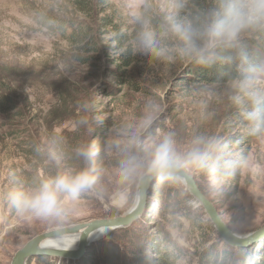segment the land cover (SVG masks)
Here are the masks:
<instances>
[{"label":"rangeland","instance_id":"rangeland-1","mask_svg":"<svg viewBox=\"0 0 264 264\" xmlns=\"http://www.w3.org/2000/svg\"><path fill=\"white\" fill-rule=\"evenodd\" d=\"M94 2L97 9L82 15L70 0H0V74L14 76L20 86L15 93L19 108L8 117L0 116V227L4 230L0 264H11L16 252L40 234L117 218L134 207L135 203L116 206L103 196L86 195L74 203V219L60 225L17 215L2 194L14 185H35L57 171V162L36 151L53 133L64 142L66 156L60 163L79 168L82 162L73 152L77 144L84 140L103 143L111 130L135 121L150 98L160 105L151 131L173 130L181 145L198 134L223 136L233 141L234 153L250 154L249 166L224 184L212 185L203 175H190L233 231L264 227V142L247 134L237 110L221 98L223 83L194 79L189 71L196 64H163L134 53L136 29L128 19L126 0ZM42 15L68 23L69 29V22L82 23L87 38L81 44L69 41L45 24ZM111 15L121 18L123 25H105L103 18ZM118 31L125 34L121 42L115 39ZM87 42L92 45L84 47ZM92 46L96 49L90 51ZM128 51L131 61L126 66L122 58ZM85 101L87 111L82 107ZM82 117L88 120L86 126L78 123ZM100 161L105 168L111 166L103 153ZM109 180L105 179V188ZM187 192L182 180L149 184L142 215L124 228L128 236L120 235L130 247L132 264H152L162 232L189 255L215 248L224 250L221 264L262 263L264 238L248 246L228 244L212 231L203 206L190 193L193 200H187ZM112 233L94 244L107 241ZM27 264L41 263L31 258Z\"/></svg>","mask_w":264,"mask_h":264},{"label":"clouds","instance_id":"clouds-1","mask_svg":"<svg viewBox=\"0 0 264 264\" xmlns=\"http://www.w3.org/2000/svg\"><path fill=\"white\" fill-rule=\"evenodd\" d=\"M126 12L136 29L134 53L163 64L205 68L219 64L231 69L221 98L237 110L248 135L264 142V58L254 57L248 44L264 37V0H209L203 5L194 0H126ZM82 107L87 111L89 104L85 101ZM159 114L160 105L150 98L135 121L111 130L103 143L77 144L73 152L82 162L79 168L60 163L66 156L64 142L53 133L36 151L57 162V171L35 185L10 187L2 199L17 215L66 225L74 219V203L86 195L103 196L116 206L139 205L152 181L179 182L194 173L218 186L249 166L250 154L234 153L229 138L198 134L181 145L173 130L151 131ZM78 123L86 126L88 120L82 117ZM101 153L110 167L102 165ZM50 239L56 248L68 250L79 236L62 228L52 232ZM52 249L45 245L43 250Z\"/></svg>","mask_w":264,"mask_h":264},{"label":"trees","instance_id":"trees-1","mask_svg":"<svg viewBox=\"0 0 264 264\" xmlns=\"http://www.w3.org/2000/svg\"><path fill=\"white\" fill-rule=\"evenodd\" d=\"M70 1L72 2V7L82 15H88L97 9V4L94 2V0ZM194 2L197 5H203L208 3L209 0H194ZM42 18L45 24L49 25L51 28H54L56 31L63 33L65 38H67L69 41L71 40L81 44L87 38V35L85 34V28L80 22H69L71 24V28L69 29V24H64L61 20L57 19L56 21L55 18H50L47 15H42ZM103 20L105 21V25H110L114 22L121 23L122 25L124 23L121 18L116 17L115 19L114 15L107 16L103 18ZM123 38H125V34L118 31L115 39L121 42ZM91 42H87L84 47L92 45ZM248 44L250 53L254 57L262 58L261 54L264 51V37L252 39L248 41ZM95 49L96 47L92 46L90 51ZM122 59L124 61V65H129L131 61V53L129 51L126 52ZM231 72L232 70L225 65L218 64L211 68H205L196 65L191 68L189 74H192L194 79L199 78L200 80L207 82L224 83ZM189 78L191 77L189 76ZM19 88L20 86L16 83L14 76H11L6 72L0 74V116L8 117L19 108L18 98L15 95ZM19 113L21 112L19 111ZM240 135L243 136L244 134ZM186 194L188 201L193 200L192 196L188 192ZM159 199L162 201L163 198ZM168 205L170 209L176 210V206H174L172 203H169ZM213 229L212 231L215 233V229ZM120 235L124 237L128 236L127 230H116L111 234L107 241L93 244V246L89 249L87 256L81 258L80 260L74 261L57 259L48 256H40L35 258L36 261L40 262L41 264H132L130 261V247L125 243L124 237H120ZM154 249L155 251L152 264H221L224 255V250L219 252L215 248H206L199 254L194 252L192 255H189L185 252L184 248H182L165 232H162V236H160L156 241ZM261 264H264V258Z\"/></svg>","mask_w":264,"mask_h":264},{"label":"water","instance_id":"water-1","mask_svg":"<svg viewBox=\"0 0 264 264\" xmlns=\"http://www.w3.org/2000/svg\"><path fill=\"white\" fill-rule=\"evenodd\" d=\"M182 181L189 193L203 206L206 214L209 217V220L214 226V229L217 231L223 241L235 246H248L264 238V227L246 233L233 231L223 221L213 203L202 193L194 178L190 174L182 179ZM153 182L154 181L149 184H152ZM149 184L144 188V199L142 203L139 205L135 204L134 207L125 215L107 220H95L86 224H80L71 228H66L76 232L79 236L77 244L72 249L62 250L53 248L52 250L48 251L43 250L45 246L44 243L53 241L50 239V234L58 230L56 229L40 234L30 240L15 254L11 264H27L31 258L40 256H48L74 261L82 258L87 253L88 248L100 240L103 236L130 226L142 215L143 207L147 199ZM99 230H104V232L102 235L100 234L99 236H96L95 233H97Z\"/></svg>","mask_w":264,"mask_h":264},{"label":"bare ground","instance_id":"bare-ground-1","mask_svg":"<svg viewBox=\"0 0 264 264\" xmlns=\"http://www.w3.org/2000/svg\"><path fill=\"white\" fill-rule=\"evenodd\" d=\"M104 232V230H99L97 233H95L96 236H99L100 234L102 235ZM77 244V242L75 243V245ZM44 245H51L52 248H56L55 245H56V242L53 240V241H48L46 243H44ZM74 245V246H75ZM73 246V247H74ZM73 247H70L69 249H72ZM59 249V248H58ZM17 253V252H16ZM15 256V255H14Z\"/></svg>","mask_w":264,"mask_h":264},{"label":"crops","instance_id":"crops-1","mask_svg":"<svg viewBox=\"0 0 264 264\" xmlns=\"http://www.w3.org/2000/svg\"><path fill=\"white\" fill-rule=\"evenodd\" d=\"M3 217V213L1 212V208H0V221ZM3 237H4V230L3 228L0 227V244H3Z\"/></svg>","mask_w":264,"mask_h":264}]
</instances>
